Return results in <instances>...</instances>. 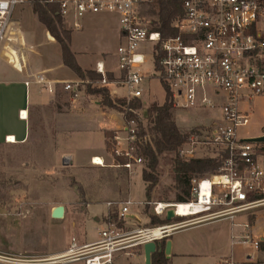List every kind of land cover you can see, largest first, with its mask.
<instances>
[{"label":"built area","instance_id":"2783aa9c","mask_svg":"<svg viewBox=\"0 0 264 264\" xmlns=\"http://www.w3.org/2000/svg\"><path fill=\"white\" fill-rule=\"evenodd\" d=\"M27 1L0 0V46L8 38L16 7ZM47 2H58L63 18L72 10L78 16L119 14L123 43L118 48L121 74L116 85L125 87L131 98H142L144 81L157 78L170 91L174 108H220L221 119L211 124L207 143L225 153L222 166L215 174L192 179L193 199L189 204L200 205L201 209L184 216L189 219L185 224L234 219L237 214L255 213L264 207V143L246 142L237 133L238 127L249 121V114L240 110L239 103L244 98L264 96V34L258 26L264 18V0H181V12L171 23L175 32L171 35L155 29L156 19L148 13L155 0ZM144 45H150L147 51L141 49ZM148 56L154 63L150 75L142 72ZM97 72L102 77L91 84L108 85L103 66L98 65ZM83 83L85 80L67 83L65 88L72 90L76 98ZM209 89L215 97L209 96ZM136 123V119L127 121L128 140L137 137ZM191 141L195 142L193 138ZM181 153H185L183 147ZM116 154H121L120 150ZM126 154L131 159L122 165L124 168L132 170L143 164L142 157ZM149 204L158 216H166L170 208L180 216L176 203ZM130 205L129 200L108 202L109 208L116 207L117 218L107 220L98 239L91 243L80 245L72 238L66 251L52 257L0 250V264H61L76 260L114 264L120 256L131 259L144 253L147 243L161 241L174 230L175 227L170 231L167 224L129 229ZM243 226L241 242L249 245L253 253L245 261L226 259L224 264H264V238L254 236L252 224L246 222Z\"/></svg>","mask_w":264,"mask_h":264},{"label":"crops","instance_id":"0c3cea01","mask_svg":"<svg viewBox=\"0 0 264 264\" xmlns=\"http://www.w3.org/2000/svg\"><path fill=\"white\" fill-rule=\"evenodd\" d=\"M17 11L16 20L12 22L8 38L0 46V146L31 149L37 171L45 176L54 174L64 176L66 173L69 177H73V174L79 173L80 170L96 165L93 163L95 158L103 159L102 166H105V163L108 166H118L109 159L105 133L106 131L115 132L109 140L117 148L123 149L127 146L125 140L127 121L124 113L105 106L101 95L90 94L82 86H80L78 97L74 98L73 91L65 88L66 84H74L86 79L78 77L70 67L64 64L61 45L39 20L32 8L23 5ZM63 19L66 27L72 31L70 47L78 64L84 70L95 72L98 65L103 66L109 81L105 87L109 90L111 97L123 98L118 95L116 85V78L121 74L118 48L123 43L119 14L101 12L78 16L72 10ZM261 32L264 34L263 31ZM142 97L146 102H157L155 99L144 98L145 90ZM218 110L220 114L212 117L208 126L221 119V110L220 108ZM117 113L123 116V128L113 124ZM260 136L263 134L250 137ZM10 137H14L15 142L9 141ZM25 163L27 164L26 160ZM133 176L135 174L126 185V195H129L131 191ZM60 180L63 182L64 178L61 177ZM145 186H147L146 182ZM106 199L97 202L102 201L108 207L110 201L129 200L128 198ZM129 201L131 205L135 204ZM94 203L89 202L84 208L76 224V228L80 231L73 233L69 242L51 249L35 250L33 254L42 257L61 254L69 248L72 238H76L80 245L97 240L99 230L107 225V216L110 211L108 210L107 214L101 217L91 209ZM130 214L136 215L143 224L139 214L131 211ZM183 219L182 216H176L167 224L175 225L174 230L166 237L171 241L169 256L171 264H211L213 262L224 264L226 259L246 260V255L239 257L236 252V246L239 244L249 246L242 243L241 238L234 240L232 235L231 239L228 238L226 247H220L219 239L215 235L216 230L212 228L220 220L184 224L185 222L181 221ZM149 220L147 216L145 224L150 222ZM91 222L97 223L94 225L96 229L94 239H88L87 236V229L92 226ZM128 223L141 226L134 219L128 218ZM233 227L232 225V233ZM252 231L256 238H264V229L261 228L258 218L252 222ZM134 258L137 259L138 264H145L144 253ZM61 264H85V262L76 260Z\"/></svg>","mask_w":264,"mask_h":264},{"label":"rangeland","instance_id":"374dc122","mask_svg":"<svg viewBox=\"0 0 264 264\" xmlns=\"http://www.w3.org/2000/svg\"><path fill=\"white\" fill-rule=\"evenodd\" d=\"M23 5L32 8V0H28L16 7L13 20H16L17 10ZM259 29L264 32V19L259 23ZM148 47L150 45H144L141 49L147 51ZM142 72L148 73V75L154 72V63L151 56H148L147 62L142 66ZM96 73L98 72L96 71ZM91 81L93 80L86 78L85 83H83L82 87L86 91L88 85L92 88L105 87L98 83L91 84ZM142 87L145 90L144 98L155 99L157 102H146L143 100V97L138 98L142 102V106L135 111L138 117L136 118V126L138 125L137 140L135 139L136 142H134L135 140H128V133L126 132L125 140L127 146L123 149L117 148L109 140L110 146L107 147V152L109 153V159H112L114 164H118L116 157H127L129 161L131 158L127 156L126 153L128 152L133 157L143 158V156L137 154L139 147L136 143L150 141L148 129L151 123L148 119V111L153 104L163 103L165 100V87L160 80L150 78L143 83ZM117 89L118 95L126 99L128 104L132 100L137 99L131 98L127 94L126 88L122 85H117ZM207 92L209 96L215 97L212 89H209ZM222 99L223 96H221L218 102L222 101ZM239 106L242 112L249 114L248 123L237 129L240 139H247L256 134H263L264 136V96H256L251 100L244 98L239 103ZM218 109V107L213 109L173 108V118L179 124H177L178 127L183 133L189 135L187 143L182 146L185 153H181V148L179 149L180 157L189 159L192 157L218 156L219 147L207 143V137L211 134V126L208 125L212 117L220 114ZM139 122L143 124L147 134L140 135L138 133L140 132ZM113 124L114 126H124L123 116L117 113ZM191 138L194 139V143L191 141ZM129 143L133 145V148H129ZM117 149L120 150L121 154H116ZM32 153L31 149L0 146V250L33 254L35 250L51 249L58 245H63L70 241L71 235L77 233V230L79 233L80 230L76 228V224H78L79 216L83 214V210L87 204L104 198H107L106 200H111L108 198L121 200L128 198L133 201L135 204L131 205L130 211L141 216L143 224L142 222L138 223L141 227L156 226L150 222L145 224L146 217L148 216L146 210L149 214H155L153 205L147 202L181 203L177 201L179 192L175 188L172 174V161L177 155L176 152L166 153L161 156L157 168L159 181L149 201H147L145 182L141 176L146 167V160L144 158L143 164L141 166H133L132 170H128L120 164L118 166H108L105 163V166L94 165L84 168L79 173L73 174V177H69L66 173L64 176L61 174L45 176L42 172L37 171V166L31 155ZM108 163L112 164V162ZM134 174L135 176H133V180L131 181V191L129 195H126V185L130 183L131 176ZM61 177L64 178L63 182L60 180ZM192 199L193 196L191 195V198L187 202H190ZM58 206H64L66 210V215L62 219L51 216L52 209ZM91 209L95 210L96 214L102 217L103 214H107L108 210L110 211L109 213H114L116 207L108 208L101 201L94 203ZM254 212L248 213V216L241 213L237 214L234 219L226 218L217 221L216 226L212 228L216 230L215 235L219 239L221 248L226 247L227 240L228 238L231 239L232 235L234 240L241 238V235L245 233L243 224L246 222L252 224L258 218L261 228L264 229V207ZM187 220L189 219L184 217L181 221L186 222ZM96 224L91 222L92 226L88 227V239L95 238L96 229L94 225ZM232 225L234 226L233 233ZM127 226L129 229L137 227L130 224ZM236 252L239 257L246 255L245 259H247L248 254L253 253V249L250 246L239 244L236 246ZM124 263L138 264L136 258L126 259L122 256L118 257L114 264ZM211 264H215V262Z\"/></svg>","mask_w":264,"mask_h":264},{"label":"trees","instance_id":"16d2710c","mask_svg":"<svg viewBox=\"0 0 264 264\" xmlns=\"http://www.w3.org/2000/svg\"><path fill=\"white\" fill-rule=\"evenodd\" d=\"M155 6L148 9L150 16L155 18V29L163 35H171L174 30L171 28L173 19L181 12V0H155ZM32 8L39 20L46 26L48 31L58 41L62 47L64 64L70 67L81 79L96 80L101 79V74L92 70H84L77 62L75 54L71 50L70 41L72 31L64 24V19L60 14L58 2H47V0H32ZM166 97L162 105L153 104L148 111L150 127V141L136 143L139 147L138 155L146 160V167L142 177L146 182L147 201L152 198V192L159 181L157 168L163 154L176 152L177 155L172 161V174L175 181V188L178 190L179 202H187L191 198L192 179L212 175L219 171L222 166L224 152H219L217 157H192L182 158L179 149L188 141L189 135L183 133L173 118V103L171 93L165 87ZM87 92L102 96L103 104L109 108L117 109L125 115L126 121L138 118L135 111L140 109L142 102L139 99L132 100L129 104L124 98H112L106 87L92 88L88 85ZM127 111V112H125ZM140 135H145L146 130L139 122ZM107 147L110 146L109 139L115 135L113 131H106ZM138 142V141H137ZM118 164L123 165L128 161L126 158L116 157ZM80 188V187H79ZM83 191V190H82ZM149 203V202H147ZM146 214L150 218L152 225L168 224L170 221L166 217L162 218L156 214ZM117 218V213H109L107 220ZM168 238L161 240V245L152 254V264H171V259L165 254V245ZM131 264V263H128Z\"/></svg>","mask_w":264,"mask_h":264},{"label":"water","instance_id":"95a60500","mask_svg":"<svg viewBox=\"0 0 264 264\" xmlns=\"http://www.w3.org/2000/svg\"><path fill=\"white\" fill-rule=\"evenodd\" d=\"M246 142H252V143H264V136L260 137H249L247 139H243ZM65 214V207L64 206H58L56 207L52 212L53 218H59L61 215L64 216ZM176 217V211L174 208L168 209L166 213L167 220L171 221ZM127 218L134 219L138 223H141V220L133 214H128ZM169 236V235H168ZM161 245V241H153L150 243H147L144 246V257H145V264H152V254L155 253L158 249V247ZM165 254L167 257L171 255V241L167 240L165 245Z\"/></svg>","mask_w":264,"mask_h":264},{"label":"bare ground","instance_id":"6f19581e","mask_svg":"<svg viewBox=\"0 0 264 264\" xmlns=\"http://www.w3.org/2000/svg\"><path fill=\"white\" fill-rule=\"evenodd\" d=\"M11 142H15V138L14 137H10L8 139ZM94 164H98L101 165L104 163L103 159L101 160V158H95L94 159ZM190 202H186V203H179V204H175V206L177 207L178 211H177V215H180L182 217L190 215V214H194L196 212H198L201 209L200 205L197 204H189ZM65 216V214H64ZM64 216H60L58 219H62L64 218ZM185 224V223H184ZM175 225H169L167 228L171 231L173 229Z\"/></svg>","mask_w":264,"mask_h":264}]
</instances>
